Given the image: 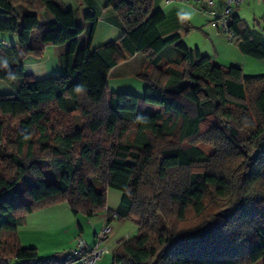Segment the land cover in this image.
I'll return each instance as SVG.
<instances>
[{"label": "trees", "instance_id": "1", "mask_svg": "<svg viewBox=\"0 0 264 264\" xmlns=\"http://www.w3.org/2000/svg\"><path fill=\"white\" fill-rule=\"evenodd\" d=\"M104 2L120 20L119 36L92 47L97 16L87 12L90 39L78 47L76 10L59 0H0V31L17 35L16 45L0 44V79L21 78L15 92L0 93V264L41 258L17 235L27 213L67 202L91 217L106 209L107 188L121 192L107 220L127 218L137 230L117 241L113 264L264 258V74L213 62L179 33L162 35L165 16L152 0ZM254 21L264 28V15ZM228 27L241 53L264 59V29L232 14ZM48 44H66L61 71L24 72L25 58ZM136 55L146 64L135 73L143 95L109 91L110 70ZM74 112L85 126L65 130L60 122ZM189 215L196 224L183 226Z\"/></svg>", "mask_w": 264, "mask_h": 264}, {"label": "crops", "instance_id": "2", "mask_svg": "<svg viewBox=\"0 0 264 264\" xmlns=\"http://www.w3.org/2000/svg\"><path fill=\"white\" fill-rule=\"evenodd\" d=\"M59 1L67 8L76 10L78 14L83 31L80 35H78L77 40L80 37L85 36H88L90 39L87 27L88 24L84 22L83 19L84 14L87 12H94L97 16V23L95 25L93 35L91 36L90 43L98 26L102 23L109 29L116 28L119 31L118 33L122 30V25L117 14L112 8L105 6L104 0ZM224 2L225 0H215L214 9L216 11H220ZM251 2L264 9V0L245 1L248 5H250ZM152 7L154 10L158 9L164 13L165 18L158 27L162 35L179 33L181 39L187 47L191 49L197 47L200 53L208 55L210 59L211 57L209 55V51L203 50L199 44L191 45L187 43L188 34L192 31H201L209 37L213 50H218L220 46H223L221 42L225 39L218 27L212 24L210 18L204 15V18H201L198 15V12L194 10V7L197 10L205 7V4L197 2L196 0H152ZM230 14L237 15L242 19L239 6L233 9ZM262 15H264V13H262ZM262 33H264V31H262ZM110 40L113 39H109L107 41ZM233 42L237 51L241 53L235 41ZM52 46V44H48L46 47L52 48ZM227 46L228 45H226V47ZM57 47H62L65 50L66 44L56 46V48ZM241 54L244 55L243 53ZM134 57H138V55ZM212 61L216 62L214 60ZM129 63V61H123L121 63L122 65L118 64L110 70V74L108 76V90L112 92L131 93L137 96H142L144 87L142 80L137 78L134 74L128 73L129 68L133 69V66L137 64V62H135L134 65H130ZM27 64L28 63L24 61V69ZM229 65H235L242 69V65L239 62H234ZM122 66H124V70L128 72L120 71V67ZM16 89H14L13 92H15ZM108 189L110 188H107V190ZM107 190L106 193L108 194L109 190ZM118 205L112 207L106 201V209L94 214L91 217L81 213H73L67 202H61L32 211L25 215L23 223L17 228V235L20 244L24 247H35L38 257L62 255L73 248L77 237H82L87 246H91L94 240L95 232L100 230L105 224H109L112 230L107 239L108 251L95 264H113L112 253L117 241L121 238L132 236V234L129 233L131 230L129 229V224L126 222V220L129 219L113 218L110 221L107 220L106 210H114ZM252 264H264V258H260Z\"/></svg>", "mask_w": 264, "mask_h": 264}, {"label": "rangeland", "instance_id": "3", "mask_svg": "<svg viewBox=\"0 0 264 264\" xmlns=\"http://www.w3.org/2000/svg\"><path fill=\"white\" fill-rule=\"evenodd\" d=\"M245 3V2H244ZM242 3L239 5L240 9V15L244 21H246L251 27H255L256 29L262 31V24H257L254 20L259 19L264 13V9L262 7L255 5L253 2L248 5L247 3ZM256 6V7H255ZM235 9V8H234ZM194 10L198 12V15L201 18H204V14L201 13L199 10H197L194 7ZM254 10V11H253ZM233 11V10H232ZM231 11V12H232ZM254 12V13H253ZM204 15V16H203ZM256 15V16H255ZM206 18V17H205ZM39 21H44V12H41L39 14ZM258 21V20H257ZM116 28L109 29L105 27V25L102 23L98 26L97 31L95 35L92 38V41L90 45L92 47L99 45L109 39H117L120 33ZM222 33V32H221ZM224 36V41H222V45L220 46L218 50H213L210 39L208 36L205 35V33L201 31H192L188 34L187 37V43L191 45L199 44L200 47L203 50L209 51V55L212 60L221 63L223 65H229L234 62H239L242 65V71L245 74L249 75H258V74H264V59H254L248 56H244L239 51H237L234 42L229 40L226 36V34L222 33ZM89 37H80L77 40L78 47H82L85 44H87ZM0 44H5L8 47L14 46L17 44V35L13 32H1L0 31ZM226 45H228L226 47ZM57 45H53L52 48L45 47L43 53L41 56H33L29 55L25 58V62L28 63L24 69V72H31L33 73L37 78H44V77H50L53 75L58 74L61 71V63H60V54L64 51L62 47H57ZM59 46V45H58ZM172 52L169 49H166L163 52V55H170ZM139 57H129L127 56L124 61H129L130 65L135 64L133 66V69L129 68V72L124 70V66L120 67V71L122 72H128L135 75L137 71H139V68H145L146 64H142L140 67L139 64ZM5 66L12 68L13 67V58L11 56H4L3 61ZM122 63V62H121ZM120 63V64H121ZM0 62V66H1ZM122 65V64H121ZM137 68V69H136ZM21 82V78L19 76L13 77L10 81H5L3 79H0V93H11L16 89L17 85H19ZM250 96V94H249ZM248 96V97H249ZM53 113V112H50ZM51 116V115H50ZM53 116H55V113H53ZM22 117H18L17 119L13 120L14 126L18 125V122L21 120ZM83 122L85 120L82 118V115L80 113H72L69 117L64 120H61L60 125L65 130H71L73 127L76 126H83ZM59 124V123H58ZM85 126V125H84ZM83 126V127H84ZM99 136H102L104 138H110L109 136H106L105 134H99ZM197 146L204 152V154L209 155L214 151V147L210 144H206L203 142H197ZM2 147L0 146V153L2 152ZM42 167L45 168L46 163L45 159L41 161ZM45 178L47 179V172L44 170ZM23 188V185L18 182L16 184V189L18 191H21ZM99 188V187H98ZM109 193L106 196V201L113 207L115 205H118L121 199V192L117 189L110 188L108 189ZM107 190V191H108ZM188 222L183 224V226H193L196 224L197 219H193L191 215L188 216ZM126 222L129 224L130 234L134 235L136 234V226L133 223L132 220H126ZM16 259H11L10 264H16Z\"/></svg>", "mask_w": 264, "mask_h": 264}, {"label": "built area", "instance_id": "4", "mask_svg": "<svg viewBox=\"0 0 264 264\" xmlns=\"http://www.w3.org/2000/svg\"><path fill=\"white\" fill-rule=\"evenodd\" d=\"M196 1L205 4V7L199 9L200 12L210 18L212 24L217 26L220 32L226 34L227 38L232 41V32L228 27L230 13L246 0H225L220 11L214 9L215 0ZM111 230L109 224L102 226L100 230L95 232L91 246H87L82 237H77L73 248L62 255L36 258L22 264H95L108 251L107 239Z\"/></svg>", "mask_w": 264, "mask_h": 264}, {"label": "clouds", "instance_id": "5", "mask_svg": "<svg viewBox=\"0 0 264 264\" xmlns=\"http://www.w3.org/2000/svg\"><path fill=\"white\" fill-rule=\"evenodd\" d=\"M79 91V89H77Z\"/></svg>", "mask_w": 264, "mask_h": 264}]
</instances>
